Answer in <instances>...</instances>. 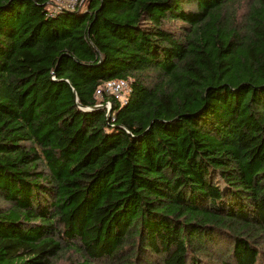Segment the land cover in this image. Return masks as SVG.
I'll list each match as a JSON object with an SVG mask.
<instances>
[{"label": "trees", "instance_id": "trees-1", "mask_svg": "<svg viewBox=\"0 0 264 264\" xmlns=\"http://www.w3.org/2000/svg\"><path fill=\"white\" fill-rule=\"evenodd\" d=\"M53 5L0 0V264H264V0Z\"/></svg>", "mask_w": 264, "mask_h": 264}, {"label": "built area", "instance_id": "built-area-1", "mask_svg": "<svg viewBox=\"0 0 264 264\" xmlns=\"http://www.w3.org/2000/svg\"><path fill=\"white\" fill-rule=\"evenodd\" d=\"M81 4L82 0H54V5L50 8V13L61 8L74 10L79 8ZM130 82L131 79L123 78L106 80L96 89L95 95L101 98L104 96L114 97L121 103H124L130 91ZM104 106L106 109H110V100H105Z\"/></svg>", "mask_w": 264, "mask_h": 264}, {"label": "water", "instance_id": "water-1", "mask_svg": "<svg viewBox=\"0 0 264 264\" xmlns=\"http://www.w3.org/2000/svg\"><path fill=\"white\" fill-rule=\"evenodd\" d=\"M75 97H76V94H75ZM95 107H105V106H104V103H102V104L96 105ZM86 109H90V108L88 107ZM107 111L109 112L110 109H107Z\"/></svg>", "mask_w": 264, "mask_h": 264}, {"label": "rangeland", "instance_id": "rangeland-1", "mask_svg": "<svg viewBox=\"0 0 264 264\" xmlns=\"http://www.w3.org/2000/svg\"><path fill=\"white\" fill-rule=\"evenodd\" d=\"M67 255H68V254H66V257H67ZM64 259H65V257H64Z\"/></svg>", "mask_w": 264, "mask_h": 264}]
</instances>
